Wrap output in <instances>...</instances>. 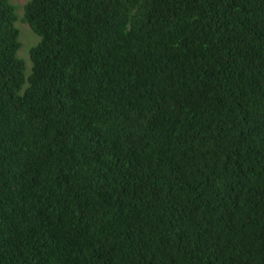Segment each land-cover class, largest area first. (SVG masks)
<instances>
[{
	"label": "trees",
	"instance_id": "trees-1",
	"mask_svg": "<svg viewBox=\"0 0 264 264\" xmlns=\"http://www.w3.org/2000/svg\"><path fill=\"white\" fill-rule=\"evenodd\" d=\"M0 0V264H264V0Z\"/></svg>",
	"mask_w": 264,
	"mask_h": 264
},
{
	"label": "rangeland",
	"instance_id": "rangeland-1",
	"mask_svg": "<svg viewBox=\"0 0 264 264\" xmlns=\"http://www.w3.org/2000/svg\"><path fill=\"white\" fill-rule=\"evenodd\" d=\"M13 5H15V12H16V21L14 22V26L18 30V40L21 43L18 50L16 51L15 56L21 59L24 62V73L27 74L30 68V61L28 58V49L33 44H35L37 37L36 35L30 30L28 25L22 21L21 16L23 12V4L26 0H9Z\"/></svg>",
	"mask_w": 264,
	"mask_h": 264
}]
</instances>
